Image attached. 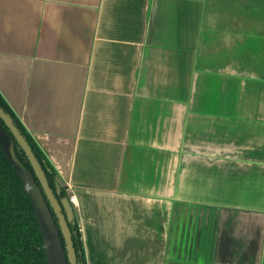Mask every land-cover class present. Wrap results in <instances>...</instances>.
Masks as SVG:
<instances>
[{
	"label": "crops",
	"instance_id": "crops-1",
	"mask_svg": "<svg viewBox=\"0 0 264 264\" xmlns=\"http://www.w3.org/2000/svg\"><path fill=\"white\" fill-rule=\"evenodd\" d=\"M0 94L86 264H264V0H0Z\"/></svg>",
	"mask_w": 264,
	"mask_h": 264
},
{
	"label": "trees",
	"instance_id": "trees-1",
	"mask_svg": "<svg viewBox=\"0 0 264 264\" xmlns=\"http://www.w3.org/2000/svg\"><path fill=\"white\" fill-rule=\"evenodd\" d=\"M0 108L12 120L15 127L29 146L31 152L38 161L49 187L56 196L58 202L67 197L66 188L60 181L55 170L47 161L45 155L38 147L34 139L24 128L15 113L9 107L0 94ZM1 128L11 137L8 129L0 121ZM13 151L17 160L33 175L35 184L40 187L34 175L31 165L25 154L11 137ZM59 188V193H57ZM44 196V195H43ZM45 203L50 209L49 203L44 196ZM54 217V216H53ZM57 226V222L54 219ZM58 228V226H57ZM59 229V228H58ZM69 234L77 260V264H86L83 253L81 235L77 220L68 223ZM60 241L63 243L62 235L59 233ZM64 246V244H63ZM0 264H47L45 251L43 249L42 236L39 230L33 208L23 186L15 174L12 166L2 153L0 148Z\"/></svg>",
	"mask_w": 264,
	"mask_h": 264
},
{
	"label": "water",
	"instance_id": "water-1",
	"mask_svg": "<svg viewBox=\"0 0 264 264\" xmlns=\"http://www.w3.org/2000/svg\"><path fill=\"white\" fill-rule=\"evenodd\" d=\"M0 121L8 129L11 137L25 154L36 176L40 187L35 184L33 175L15 157L13 151V141L11 137L0 126V148L12 166L15 174L20 180L25 194L28 196L33 208L39 230L42 236L43 249L45 251L47 264H77L73 250L68 223L74 219V212L68 198H63L60 202L48 185L45 175L31 152L29 146L21 136L12 120L0 108ZM59 193V188H57ZM48 200L51 210L58 222V228L54 218L47 207L44 196ZM59 233L62 235L63 243L60 241ZM64 244V246H63ZM66 250V255L64 252Z\"/></svg>",
	"mask_w": 264,
	"mask_h": 264
},
{
	"label": "built area",
	"instance_id": "built-area-1",
	"mask_svg": "<svg viewBox=\"0 0 264 264\" xmlns=\"http://www.w3.org/2000/svg\"><path fill=\"white\" fill-rule=\"evenodd\" d=\"M69 202L71 203V205H76V198L75 196L71 195L68 197Z\"/></svg>",
	"mask_w": 264,
	"mask_h": 264
},
{
	"label": "flooded vegetation",
	"instance_id": "flooded-vegetation-1",
	"mask_svg": "<svg viewBox=\"0 0 264 264\" xmlns=\"http://www.w3.org/2000/svg\"><path fill=\"white\" fill-rule=\"evenodd\" d=\"M46 198V197H45ZM65 198H67V197H65ZM62 200V199H61ZM48 201V200H47ZM49 203V202H48ZM49 206H50V204H49ZM50 209H51V207H50ZM53 218L56 220V218H55V215L53 214ZM55 222V221H54ZM56 222H57V220H56ZM57 226H58V222H57ZM64 252H65V255H66V250H65V248H64ZM67 264H68V262H67Z\"/></svg>",
	"mask_w": 264,
	"mask_h": 264
}]
</instances>
